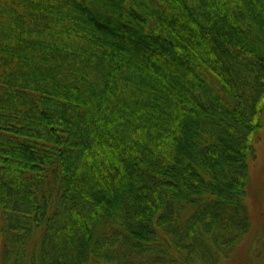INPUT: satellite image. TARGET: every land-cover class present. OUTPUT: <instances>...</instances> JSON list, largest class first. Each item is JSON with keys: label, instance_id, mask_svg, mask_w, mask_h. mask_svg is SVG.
<instances>
[{"label": "trees", "instance_id": "1", "mask_svg": "<svg viewBox=\"0 0 264 264\" xmlns=\"http://www.w3.org/2000/svg\"><path fill=\"white\" fill-rule=\"evenodd\" d=\"M264 0H0V264H222L250 231Z\"/></svg>", "mask_w": 264, "mask_h": 264}, {"label": "rangeland", "instance_id": "2", "mask_svg": "<svg viewBox=\"0 0 264 264\" xmlns=\"http://www.w3.org/2000/svg\"><path fill=\"white\" fill-rule=\"evenodd\" d=\"M255 150V158L250 164L247 197L251 217L250 231L239 245L235 256L222 264H264V128L259 133Z\"/></svg>", "mask_w": 264, "mask_h": 264}]
</instances>
